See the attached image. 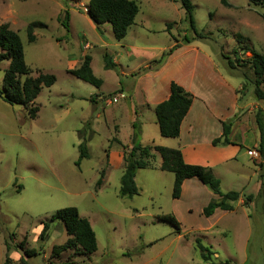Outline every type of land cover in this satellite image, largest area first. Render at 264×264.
<instances>
[{
  "label": "rangeland",
  "instance_id": "rangeland-1",
  "mask_svg": "<svg viewBox=\"0 0 264 264\" xmlns=\"http://www.w3.org/2000/svg\"><path fill=\"white\" fill-rule=\"evenodd\" d=\"M131 1L139 11L123 42L146 47V56L138 63L160 56L158 49H166L173 38L195 37L179 0ZM190 1L196 32L202 36L195 40L198 48L220 68L228 66L226 59L236 65L243 76L234 79L244 85L242 92L251 96V53L264 56V9L248 0H225L226 5L221 0ZM87 5L88 0H0V25L7 23L18 34L30 76L41 72L56 79L35 99L39 110L34 119H29L20 105L0 98V264L7 255L10 264H19L21 259L26 264H210L201 260L196 240L213 253L215 264H264V154H259V144L248 149H256L258 158L240 151L230 164L229 177L220 180L221 190L240 193L242 204L251 195L249 207L235 202L234 211L224 214L211 228L197 209L172 199L173 175L159 169L161 160L155 152L152 166L136 172L138 195H118L123 170L113 165L96 186L116 133L107 128L102 117L92 127L93 115L102 107L107 112L118 106L113 96L118 97L115 76H121L117 67L104 69L103 56L108 52L113 58L118 50L113 46L116 40L111 31L99 29L110 42L103 46L97 27L87 19ZM65 9L69 12L68 31L58 21ZM34 22L44 27L33 29L35 40L30 43L26 29ZM86 55L91 58L93 75L102 81L100 88L68 73L70 64L74 62L75 67ZM121 63L134 66L127 60ZM154 64L158 65L157 61ZM8 65L6 61L0 64V89ZM100 93L104 97L94 104V96ZM151 117L143 134L139 133L141 146L163 140L154 112ZM88 121L96 133L86 144L89 158L77 167L78 131ZM129 135V129L123 127L118 138L125 143ZM63 208H75L90 223L97 244L93 254L84 256L75 249L53 256L52 248L68 240L60 221L50 223L43 242L37 239L42 223ZM165 215L179 222V234L172 225L158 220ZM26 249L35 250L36 255L25 257Z\"/></svg>",
  "mask_w": 264,
  "mask_h": 264
},
{
  "label": "crops",
  "instance_id": "crops-1",
  "mask_svg": "<svg viewBox=\"0 0 264 264\" xmlns=\"http://www.w3.org/2000/svg\"><path fill=\"white\" fill-rule=\"evenodd\" d=\"M99 29L103 32L105 30L111 31L108 24L96 28L95 31L99 32L100 36L102 33ZM103 36L100 37V40L105 47L110 42L105 34ZM124 39L116 41V44L113 45L118 50L113 52L114 55L111 58L121 76L119 78L115 76L117 80L115 93L118 97L113 96L119 104L107 112L106 108L102 107L95 116L93 115L95 119L92 127L95 121L102 117L107 128L111 127L116 133V139L119 142V144L111 143L110 140L105 155L107 166L104 178L106 179L112 165L116 169L123 170V153L128 152L132 147L133 125L135 124L136 129L139 130L140 134H143L144 129L152 121L151 113L154 112L155 106L169 97L171 82L176 83L185 92L192 95V104L180 125V134L174 138V142H168L162 138L163 140L158 139L154 146L178 149L185 164L208 168L219 181L222 177H229L232 166L230 164L235 162L239 152L244 150L246 154V150L259 144V132L255 116L258 110L264 111V102L257 101L253 96V91L251 96L242 92L244 85L234 78L243 75L235 68L230 69L224 65L220 68L211 56L200 51L194 38L188 42L181 38L178 40L173 38V43H170L166 49H158L157 52L161 53L160 56L149 57L141 63L138 61L144 60L146 47L123 42ZM177 44L178 47L161 64H154L162 54H166ZM122 60L124 62L127 60L134 66L129 67L127 63H121ZM81 61L75 67H73L75 63L72 62L69 66L70 69L77 68ZM151 62L154 66L149 65ZM253 77L251 73L250 82L252 85ZM124 81L126 83L122 85ZM98 95H95L92 100L94 104L100 103L104 97L102 93ZM224 122H230L228 139L234 145L214 147L211 144L212 140L221 137L222 123ZM123 127L130 131L129 138L125 143L118 138ZM93 132L96 133L94 130ZM249 136L250 139L248 140ZM140 144L143 145L142 142ZM122 174L123 171L121 176ZM221 192L226 193L222 190ZM214 198L216 196L211 190L193 178L183 182L180 199L176 201H186L188 208L197 209L198 213H201L202 209ZM238 202L242 204L241 195ZM226 213L228 212L216 211L212 217L206 219L209 221L207 228L216 226L219 218Z\"/></svg>",
  "mask_w": 264,
  "mask_h": 264
},
{
  "label": "trees",
  "instance_id": "trees-1",
  "mask_svg": "<svg viewBox=\"0 0 264 264\" xmlns=\"http://www.w3.org/2000/svg\"><path fill=\"white\" fill-rule=\"evenodd\" d=\"M182 9L185 11L186 18L189 22V27L193 31L194 39L202 38L195 29V22L193 19V6L190 0H179ZM226 5L225 0L220 1ZM249 4L258 6L264 9V0H248ZM139 8L134 1L131 0H88L86 16L90 22L97 28L108 24L111 27L112 35L116 41H121L126 37L128 29L134 24ZM61 26L69 30V12L65 9L62 19L58 20ZM44 27L43 24L34 22L27 26V40L32 43L35 38L33 29ZM170 24L167 26L169 31ZM186 42L189 39L185 36ZM178 44L173 46L166 54H162L157 63L161 64L163 60L169 56ZM250 52V50H244ZM252 54L251 70L254 76L253 80V96L257 101L264 102V56ZM227 60V65L230 69L237 68L230 60ZM9 62L8 67L4 71L2 79V88L0 89V98L11 105H20L27 114L29 119H34L38 113V106L35 105V99L43 88L51 87L56 79L53 75L43 74L38 72L36 77H31L30 69L25 63L24 48L18 34L12 31L7 23L0 25V64L2 62ZM104 69L116 70L111 57L104 54ZM91 58L84 56L79 66L73 70H68V73L95 88H100L102 81L96 78L90 67ZM23 78V80H21ZM169 97L159 103L154 108L156 123L159 134L163 138H177L180 134V125L188 113L192 104V95L185 92L179 85L174 82L169 86ZM263 118H260V114ZM256 125L259 132V146L258 152L260 155L264 154V111L258 110L255 116ZM94 132L91 128V122L84 124L82 129L78 131V136L81 144L78 146L79 156L75 163L79 167L80 162L89 158L87 149V142L92 138ZM139 130L136 125H133L131 135L132 147L128 152L123 154V174L120 177V187L118 195L120 197L132 198L138 195V188L134 181L137 170L150 168L154 160L153 152L160 157L159 169L164 172H169L173 175L171 197L173 200H179L181 195L182 184L188 179H197L202 185L206 186L216 198L209 201V203L202 209L201 215L208 219L212 217L216 211L233 212V204L240 198V194L235 191L222 193L220 190V181L215 178L210 169L197 165L185 164L181 152L178 149H170L161 146H141L138 143ZM230 133V122L222 123V135L220 138L212 140V146H226L234 145L228 139ZM112 142L119 144L116 138ZM107 166V160L106 165ZM105 169L100 172V178L96 182V186L101 185L104 177ZM263 185V184H262ZM264 195V190H262ZM252 196L249 195L243 200V206L248 208ZM159 221L169 223L172 225L177 234L180 233L179 222L173 216H160ZM60 221L65 229L68 240L64 245L55 246L52 248V255L59 256L62 252L67 250H79L82 255L89 256L97 250L96 237L90 223L85 218H82L75 208H63L57 210L49 221L42 223L41 231L38 235V240L43 242L50 229V223ZM23 243L20 244L22 249ZM196 247L200 251L201 260L205 263L215 264L212 261L213 253L204 247L199 240H196ZM10 248L6 244V252L8 254ZM25 257L36 255L35 250L26 249L23 251ZM11 260L6 256L4 264H10ZM19 264H26L24 259L19 261ZM228 264V262H226Z\"/></svg>",
  "mask_w": 264,
  "mask_h": 264
},
{
  "label": "built area",
  "instance_id": "built-area-1",
  "mask_svg": "<svg viewBox=\"0 0 264 264\" xmlns=\"http://www.w3.org/2000/svg\"><path fill=\"white\" fill-rule=\"evenodd\" d=\"M247 156L256 159L258 158V152L256 149L247 150Z\"/></svg>",
  "mask_w": 264,
  "mask_h": 264
}]
</instances>
